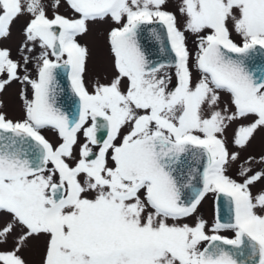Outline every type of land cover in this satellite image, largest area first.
<instances>
[{"label":"snow or ice","instance_id":"obj_1","mask_svg":"<svg viewBox=\"0 0 264 264\" xmlns=\"http://www.w3.org/2000/svg\"><path fill=\"white\" fill-rule=\"evenodd\" d=\"M257 135L264 0H0V264H264Z\"/></svg>","mask_w":264,"mask_h":264},{"label":"rangeland","instance_id":"obj_2","mask_svg":"<svg viewBox=\"0 0 264 264\" xmlns=\"http://www.w3.org/2000/svg\"><path fill=\"white\" fill-rule=\"evenodd\" d=\"M22 23H23V21L18 22L17 25L12 29L13 35H12L11 39L6 42V45L7 46L13 47V46L16 45V43H17L16 37H20V35H19V29H20V26L22 25ZM84 39H86V40H88V41L91 42V43H89L90 45H88L89 48H90V50H91V52H92V60H90V62H89V69H90L89 76H90L91 75V69H92L93 62H95L99 58V55H100L99 50H97V48L95 47V45H98L99 46L102 43V41L99 38H97L94 34L93 35H90V36H87ZM8 102L12 106L15 105L11 100L5 101V104H8ZM13 114L16 115V116H19L21 113L15 107V111L13 112ZM16 116H14V117H16ZM257 137L258 138L255 139V142L254 141L252 142V144H251V146H250V148L248 150L249 152H251L253 154H259V151H260L259 144L260 143L261 144L264 143V141L261 140L260 135H257ZM203 213H204V215H205L206 218L207 217H210V206H209V204L206 203L204 205ZM24 256H25V259L29 261V264H35V262L39 258L38 257V254H36L35 252H32V251H26L24 253Z\"/></svg>","mask_w":264,"mask_h":264},{"label":"flooded vegetation","instance_id":"obj_3","mask_svg":"<svg viewBox=\"0 0 264 264\" xmlns=\"http://www.w3.org/2000/svg\"><path fill=\"white\" fill-rule=\"evenodd\" d=\"M23 17L20 19V20H18L14 25H13V28L17 25V23L18 22H20V21H23ZM16 39H17V42L19 41V39H20V37H16ZM82 42H87L88 43V45H90L89 43H91L90 41H88V40H86V39H84ZM95 47L97 48V50H99V53H100V55H99V57L102 55V54H105L106 55V48H104L103 47V44L101 43L99 46L98 45H95ZM103 49H102V48ZM15 48V46H13V49ZM3 99H4V102L5 101H9V100H11L15 105H10L9 104V102H8V104H5V111L8 113V116H9V118H13V119H16V118H19L20 117V115L19 116H16V115H14L13 114V112L15 111V107L19 110V112H20V106H19V102H18V100H17V98H16V85H13V86H11V87H9L8 89H7V91L4 93V95H3ZM63 100H65L66 102H68V103H70L71 102V99H70V95H69V97H63L62 98ZM14 116H16V117H14ZM44 135L46 136V138H48L49 140H51L52 142H55V136H54V134L52 133V132H49V131H45L44 132ZM258 137H256V139H257ZM254 142H255V140H254ZM259 149H260V151H259V153L262 151V150H264V143L263 144H259ZM204 208V207H203ZM202 211H203V209H202ZM207 218H209V217H207Z\"/></svg>","mask_w":264,"mask_h":264},{"label":"water","instance_id":"obj_4","mask_svg":"<svg viewBox=\"0 0 264 264\" xmlns=\"http://www.w3.org/2000/svg\"><path fill=\"white\" fill-rule=\"evenodd\" d=\"M64 87L67 88V82H66V81H65V83H64Z\"/></svg>","mask_w":264,"mask_h":264}]
</instances>
